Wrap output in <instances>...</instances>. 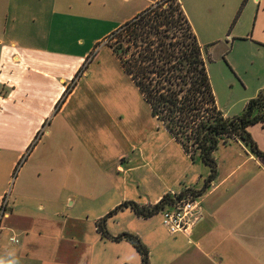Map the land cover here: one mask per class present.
<instances>
[{
	"label": "crops",
	"instance_id": "obj_1",
	"mask_svg": "<svg viewBox=\"0 0 264 264\" xmlns=\"http://www.w3.org/2000/svg\"><path fill=\"white\" fill-rule=\"evenodd\" d=\"M158 1L0 0V264H142L129 241L104 236L97 223L125 202L151 207L204 188L210 169L153 117L107 45ZM178 1L220 78L232 71L245 87L243 112L264 91V0ZM238 48L258 58L257 80L231 59ZM216 102L225 116L241 115ZM248 131L264 152V121ZM175 144L186 159L169 165ZM214 156L216 175L188 234L130 207L106 220L108 234L136 235L150 264H264V158L239 139Z\"/></svg>",
	"mask_w": 264,
	"mask_h": 264
},
{
	"label": "trees",
	"instance_id": "obj_2",
	"mask_svg": "<svg viewBox=\"0 0 264 264\" xmlns=\"http://www.w3.org/2000/svg\"><path fill=\"white\" fill-rule=\"evenodd\" d=\"M149 8L120 27L125 34L123 41L109 46L150 105L153 117L192 160L200 159L209 166L210 175L200 191L188 189L180 195H167L151 207L125 202L97 223L104 236L114 241H129L141 255L142 264H150L148 249L130 233L111 237L105 227L108 218L126 207L137 216L150 218L187 195H202L215 178L214 154L220 143L239 139L253 154L264 158V152L248 131L249 126L264 121V91L249 101L241 115L225 116L217 106L205 49L180 2L161 0L154 8Z\"/></svg>",
	"mask_w": 264,
	"mask_h": 264
},
{
	"label": "rangeland",
	"instance_id": "obj_3",
	"mask_svg": "<svg viewBox=\"0 0 264 264\" xmlns=\"http://www.w3.org/2000/svg\"><path fill=\"white\" fill-rule=\"evenodd\" d=\"M156 6V3L151 5L149 9L154 8ZM124 26V25H123ZM124 33L122 32V29L119 28L117 29L112 36H110L107 39V45H118L121 41L124 39ZM205 56L207 58V62L210 65L212 62L215 53L214 51H210L209 48L205 47ZM252 54L251 52L247 53L243 51V49H236L231 55V59L235 60V62H240L242 65V77L247 81H255L257 80L259 76V71H260V66H259V60L257 58H251ZM211 68V74H212V86L214 89L215 96L217 97L216 100L218 99L219 105L222 108H229L230 106H233L232 108V113L237 112L238 114L240 112V108L243 104V99H244V89L245 87L242 86L241 82L238 80L237 76L232 72V76H227L225 78H220L219 73L215 69V66L210 65ZM85 69V68H84ZM82 77V76H81ZM88 77V76H87ZM86 77V78H87ZM230 77V78H229ZM233 77L238 80V83L232 82ZM231 82V83H230ZM137 88V87H136ZM138 91V88H137ZM42 132L38 135L37 139L42 136ZM175 146H169L168 148V163L169 165H173L176 163H179L183 160L186 159L184 154L180 152V148L178 150H174ZM198 162H200L201 167L210 169L207 165H205L200 159H197ZM196 161V162H197ZM199 164V163H198Z\"/></svg>",
	"mask_w": 264,
	"mask_h": 264
},
{
	"label": "built area",
	"instance_id": "obj_4",
	"mask_svg": "<svg viewBox=\"0 0 264 264\" xmlns=\"http://www.w3.org/2000/svg\"><path fill=\"white\" fill-rule=\"evenodd\" d=\"M67 89L70 90V88ZM21 164L22 161L17 165L14 176L17 175ZM6 205L7 200L3 202L0 211V221L6 216ZM200 208L201 202L199 197L187 195L161 212L163 226L170 234H188L200 219ZM11 241L18 243V240L14 238Z\"/></svg>",
	"mask_w": 264,
	"mask_h": 264
}]
</instances>
